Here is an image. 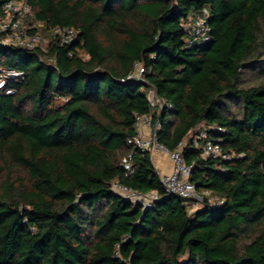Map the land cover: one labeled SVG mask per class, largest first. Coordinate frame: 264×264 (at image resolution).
Segmentation results:
<instances>
[{"label":"trees","instance_id":"obj_1","mask_svg":"<svg viewBox=\"0 0 264 264\" xmlns=\"http://www.w3.org/2000/svg\"><path fill=\"white\" fill-rule=\"evenodd\" d=\"M24 1L31 27L77 36L0 44V77L24 73L0 89V264H264V83L244 86L262 63L264 0ZM204 10L211 40L190 46L183 25ZM151 88L170 108H151ZM137 115L159 122L169 150L186 141L190 182L221 204L190 212L167 194L150 154L127 143ZM198 128L236 157H205ZM114 182L159 198L144 209Z\"/></svg>","mask_w":264,"mask_h":264},{"label":"built area","instance_id":"obj_2","mask_svg":"<svg viewBox=\"0 0 264 264\" xmlns=\"http://www.w3.org/2000/svg\"><path fill=\"white\" fill-rule=\"evenodd\" d=\"M3 18H0V44L3 46H15L28 50H33L37 47L45 49L44 35L38 29L41 24H35L32 27L29 25L31 10L24 0H16L7 3L3 8ZM210 14L208 10H204L202 14L195 16L189 24H184L183 27L188 33V44L190 46L207 43L211 40V29L208 21ZM37 30L30 34V30ZM47 33V32H46ZM50 38L57 39L61 44L66 45L72 43L77 36V32L72 28L56 27L48 32ZM144 69L141 65H136V73L133 76L138 81H143L142 74ZM24 73L17 71H5L0 77V89H5L9 81H18L23 79ZM14 88L6 90L7 95L15 94ZM148 102L153 109L161 111L164 107L170 108V105L158 97L155 89H149L147 93ZM135 127L137 135L128 139V145L139 149L141 152H148L153 158L154 154L166 155L171 163L172 170L169 174H161V182L168 195H177L184 199L192 200L198 209L205 206L204 198L208 199V204L216 206L222 203L221 200L211 195L210 192L204 191L200 193L196 186L190 182L191 168L185 164L182 149L186 145V141L180 143L179 148L171 151L164 145L159 143L157 132L160 128L158 121L154 122L151 115H137ZM220 130L217 128H213ZM195 146L199 141H203V155L223 161H228L234 157V154L226 152L219 143L213 142L208 135L200 129L194 134ZM122 166L126 176L131 177L133 174L132 155H128L122 160ZM112 190L122 198L136 204L142 205L143 208L151 207L156 200L158 194L153 191L146 194H141L136 190L129 188L120 182L112 183Z\"/></svg>","mask_w":264,"mask_h":264},{"label":"rangeland","instance_id":"obj_3","mask_svg":"<svg viewBox=\"0 0 264 264\" xmlns=\"http://www.w3.org/2000/svg\"><path fill=\"white\" fill-rule=\"evenodd\" d=\"M42 34L44 35V46L46 47L49 43V40H50V35L49 33H46V32H42ZM262 60V63H260V65L258 66V68L256 70H252V71H247L245 74H244V86L245 87H253V86H257L261 83H264V54H263V57L261 58ZM65 101L64 100H59L58 101V105H61L63 104ZM238 107L235 105V104H232V107L231 109L233 111H237ZM201 128H198L194 134ZM199 208V206H191L189 208L190 212H193L195 210H197Z\"/></svg>","mask_w":264,"mask_h":264},{"label":"crops","instance_id":"obj_4","mask_svg":"<svg viewBox=\"0 0 264 264\" xmlns=\"http://www.w3.org/2000/svg\"><path fill=\"white\" fill-rule=\"evenodd\" d=\"M152 162L159 175L169 174L172 170V163L166 155L154 154Z\"/></svg>","mask_w":264,"mask_h":264}]
</instances>
